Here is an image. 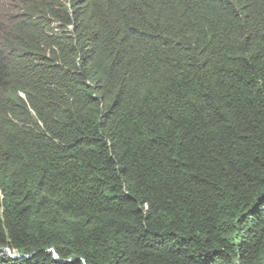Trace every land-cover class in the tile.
<instances>
[{
  "label": "trees",
  "instance_id": "1",
  "mask_svg": "<svg viewBox=\"0 0 264 264\" xmlns=\"http://www.w3.org/2000/svg\"><path fill=\"white\" fill-rule=\"evenodd\" d=\"M0 264H264V0H0Z\"/></svg>",
  "mask_w": 264,
  "mask_h": 264
},
{
  "label": "water",
  "instance_id": "2",
  "mask_svg": "<svg viewBox=\"0 0 264 264\" xmlns=\"http://www.w3.org/2000/svg\"><path fill=\"white\" fill-rule=\"evenodd\" d=\"M6 252H7V255L8 256H11V257H22L23 255H21V254H19V253H12L9 249H6ZM55 255H57L56 253H55Z\"/></svg>",
  "mask_w": 264,
  "mask_h": 264
}]
</instances>
